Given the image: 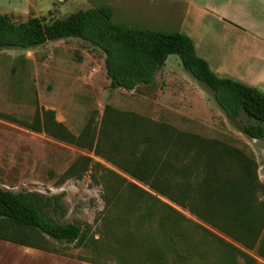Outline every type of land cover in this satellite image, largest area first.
Segmentation results:
<instances>
[{
  "label": "rangeland",
  "instance_id": "374dc122",
  "mask_svg": "<svg viewBox=\"0 0 264 264\" xmlns=\"http://www.w3.org/2000/svg\"><path fill=\"white\" fill-rule=\"evenodd\" d=\"M150 1L32 0L29 12L6 14L15 22L38 16L49 23L80 9L109 5L113 9L114 23L163 31H182L188 27L194 31L195 44L198 27L214 17L212 10L199 16V7L220 6L229 17L247 27L261 29L264 24V0H241L242 6L238 8L235 0H171L170 14L152 9ZM182 22L186 24L184 27ZM220 33L221 29H217L207 36ZM244 42V39H237L235 49H247ZM238 43L242 44L236 48ZM104 58L98 46L78 37L48 40L30 48H0V188L59 195L58 205L49 215L59 222H76L84 228L89 227L86 228L88 242L85 245L58 242L44 236L48 250L0 239V264H118L122 259L136 264L144 258L135 251V246L122 243L121 237L127 231L133 235L135 226L139 225L134 217L125 219L123 215L127 210L143 209L152 204V199L142 194L137 197L123 184L120 193L113 196L114 201L106 205L103 183L108 177L113 180L112 171L152 195L154 191L86 144L69 143L46 131L37 132L26 127L23 123L31 122L35 112L41 109L52 110L56 121L75 136L88 132L94 143L101 138L105 107L110 105L120 112L140 116L139 124L149 133L155 131L157 123L163 122L179 131L237 148L248 159L251 169H255L257 207L264 210V136L255 139L243 132V126L255 123L253 118L244 111L236 118L229 117L216 102L213 91L184 68L176 54L168 55L159 69L172 70L165 83L159 85L158 82L160 89L153 84H140L132 90L112 86L105 72ZM246 74L247 84L254 80L259 82L257 84L264 81L262 73L254 68L247 69ZM158 79H164L161 72H158ZM102 147L104 153L109 150L106 140ZM81 156L92 159L87 170L79 178L62 181L67 169ZM172 163L183 164L181 161ZM232 170L238 171L235 167ZM158 197L169 202L165 197ZM206 227L215 230L209 224ZM263 235L264 228L260 238ZM222 236L256 259V264H264L257 245L248 249ZM238 260L243 264L242 259Z\"/></svg>",
  "mask_w": 264,
  "mask_h": 264
},
{
  "label": "trees",
  "instance_id": "16d2710c",
  "mask_svg": "<svg viewBox=\"0 0 264 264\" xmlns=\"http://www.w3.org/2000/svg\"><path fill=\"white\" fill-rule=\"evenodd\" d=\"M112 14L111 6L99 5L45 23L38 16L15 22L0 12V48H30L66 37L90 41L105 55L104 67L111 85L125 90L152 84L168 55L176 54L184 68L213 91L216 102L229 117L236 118L244 111L255 120L243 126L247 136H264L263 89L217 75L207 60L197 54L191 37L185 33L114 23ZM140 118L107 105L101 138L95 143L88 132L72 134L56 121L52 110H37L33 120L23 124L32 131H46L69 143L86 144L154 191L152 195L112 171L113 180L108 177L103 183L106 205L120 193L123 184L137 197L142 194L152 199V204L143 209L127 210L123 215L125 219L134 217L139 224L133 235L127 231L121 237L122 243L135 246V251L144 257L136 264H239L238 259L243 264H256V259L225 240L222 234L248 249L257 245L259 256L264 258V235L260 238L264 210L257 207V176L241 151L163 122L149 133L139 124ZM105 140L109 145L106 153L102 147ZM172 161L183 164L175 165ZM91 162L90 157L77 158L62 181L81 177ZM232 167L238 171L233 172ZM158 195L188 210L221 235L187 218ZM58 198L59 195L46 196L37 191L0 188V239L42 250L49 249L44 236L58 242L87 244L89 227L59 222L49 215L58 205ZM118 264L131 262L122 259Z\"/></svg>",
  "mask_w": 264,
  "mask_h": 264
},
{
  "label": "crops",
  "instance_id": "0c3cea01",
  "mask_svg": "<svg viewBox=\"0 0 264 264\" xmlns=\"http://www.w3.org/2000/svg\"><path fill=\"white\" fill-rule=\"evenodd\" d=\"M169 2H171V0H151L149 6L154 10L170 14L172 13V7L169 5ZM241 3H243L241 0L234 1L236 8L241 7ZM31 5L32 0H0V12H29ZM207 10H212L214 12V17L213 19L205 21L198 27L196 44L194 43V38L192 37L194 31L188 27H184L186 24L184 25L183 22L181 25L184 28L182 31H179L191 37L197 54L207 60L211 69L221 77L233 78L247 84L245 82L248 78L246 70L251 68L253 70L254 68L256 72L260 71L262 73V78L264 79V24L260 26L261 29L256 27H247L246 24L241 21L236 20L233 17H229L225 13V10L220 8V6L199 7V16L202 15V13H206ZM217 29H221L219 36H207V34L211 33V31L216 32ZM232 35L233 37H231ZM237 39L239 41L244 39V43L248 45V48L244 51L235 49L234 43ZM241 44L242 43H238L236 48H239ZM170 71L172 70H167L165 68L158 70L152 84L156 88L158 87V89H160L159 85L166 82L165 80L169 78L168 76ZM158 72H161L162 78L164 79L159 81ZM158 82L161 84L157 85ZM257 83L259 82H255L254 80V83L247 85L256 87L261 85L260 89L264 90V81L261 80V84ZM168 204L173 206L176 210L192 221L205 227L207 226L206 222L197 218L188 210L183 209L170 201ZM212 231L219 234L216 230Z\"/></svg>",
  "mask_w": 264,
  "mask_h": 264
}]
</instances>
